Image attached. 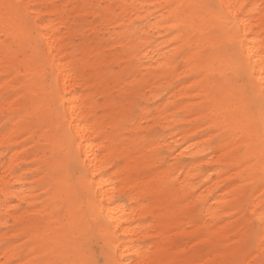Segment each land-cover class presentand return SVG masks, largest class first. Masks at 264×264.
<instances>
[{
	"label": "bare ground",
	"instance_id": "6f19581e",
	"mask_svg": "<svg viewBox=\"0 0 264 264\" xmlns=\"http://www.w3.org/2000/svg\"><path fill=\"white\" fill-rule=\"evenodd\" d=\"M103 1L98 15L115 20L121 28L118 33L127 36L130 68L151 72L155 83L180 73L200 74L198 101L170 111V101L183 93L168 92L159 111L162 127L186 122L170 132V143L180 154L201 159L178 168L183 178L176 188L171 184L175 176L168 181L161 172L138 184L136 169L128 164L134 153L122 154L116 147L119 119L108 114L104 123L81 86L90 64L79 65L73 51L66 49L59 28L62 6L55 0H41V7L40 0H0V125H5L0 158L7 153L6 161L0 162V226L5 228L0 232V264H91L81 247V239L90 233L101 239L107 264H212L202 255L179 256L168 246L174 234L170 229L194 225V215L199 214L194 227L208 232L198 242L204 246L210 242L207 238L226 232L231 216L244 207L259 226L248 238L242 228L236 229V236L252 245L228 264H255L250 261L264 256V0ZM4 4L21 7L6 12ZM235 76L242 77L240 84L234 82ZM160 95L157 90L153 97ZM177 109L180 115L175 114ZM31 130L37 136L32 133L29 141L34 143V154L48 150L52 158L45 165L52 171L60 149L65 162H77L76 185H66L60 177L44 188L40 205H34V187H26L24 178L12 173L20 156L25 158L26 144L17 141L18 134ZM213 138L215 155L208 157ZM148 145L153 152L154 144ZM117 155L123 157L120 167L113 163ZM199 161L213 165L200 172ZM228 167L238 182L225 184ZM193 177L207 183L198 189ZM240 181L246 189L254 185L243 206L236 203L244 192L238 188ZM14 182L22 185L19 190H11ZM177 189L172 196L171 190ZM11 196L25 197L29 208L13 210ZM146 216L152 217L151 223L141 221ZM8 235L11 239L6 242ZM150 236L154 240L144 242ZM19 237L26 239L24 250L14 240Z\"/></svg>",
	"mask_w": 264,
	"mask_h": 264
},
{
	"label": "rangeland",
	"instance_id": "374dc122",
	"mask_svg": "<svg viewBox=\"0 0 264 264\" xmlns=\"http://www.w3.org/2000/svg\"><path fill=\"white\" fill-rule=\"evenodd\" d=\"M19 2V1H17ZM55 3L62 6L63 9V20L59 24L60 31L63 33L66 42L67 51L72 50L75 55L76 62L80 65L82 61H85L89 67H86L87 76L85 77V83L81 82V86L88 92L91 100L95 103L94 111L100 116L104 123L107 120V115L110 114L113 117L116 116L119 119L120 125L118 127L117 139H120V143L117 144V149H122V154L133 152L134 154L130 157L128 164L133 165L130 168L136 169V179L138 184L144 183V178L155 175L158 172L165 173V180L171 181L172 177L176 180L171 181L174 188L178 186V182L183 178L180 170L200 160V156H190L186 154H180L178 149L173 143H170L171 131H178L181 126H187L185 121H178L176 124L168 127H162L160 124L162 121L161 113L159 110L162 109L161 98L168 92L170 93H183L181 96H177L173 101H170V111L173 110L174 106L182 105L187 102L198 101L199 95L202 94V84L199 82V73L184 74L180 73L178 76H170L168 79L162 80L160 83H155L150 79L151 72L138 71L134 67L130 68L133 62L132 57L129 56L127 49V36L120 32L121 28L117 25L115 20H106L100 18L98 13L100 12L99 7L104 4L103 0H91L89 3H83L79 0L73 2L67 0H55ZM42 3L40 0L39 7ZM85 48V49H84ZM83 51V52H82ZM176 60L180 65V57L177 56ZM234 82L240 84L242 77L235 76ZM160 90V96L153 97L154 92ZM176 115H180L181 112L175 110ZM4 126L0 125V133L4 130ZM33 133L34 138L36 134L31 130L30 132L19 133L17 141H23L25 145L24 152L25 158L20 159L18 163L12 168V173L20 174L24 181H26V187H34V205H40V202L44 199V188L48 185L54 184L60 177L64 178L66 185L75 184V172L77 169V162L72 161L71 163L65 162V153L61 149L58 151V155L54 153L56 159L59 160L57 165L52 171L46 164V160L52 158L51 153L48 150H44L43 153L36 152L34 154L33 142L31 140V134ZM199 134H203L202 131ZM31 137V138H30ZM30 138V139H29ZM135 141V144L133 143ZM42 142V140H41ZM154 144V151L152 152L149 147V143ZM215 145V139L210 140L209 147L206 152V156L214 157L215 151L213 147ZM134 146V149H133ZM133 149V150H132ZM243 147L237 151L241 153ZM155 153L153 158L148 162L145 161V157ZM7 153L3 152L0 158L2 164L6 161ZM123 157L117 155L113 163L120 167L123 164ZM141 163L140 165H138ZM199 171H208L212 163H205L199 161ZM1 164V165H2ZM0 165V168H1ZM180 168V170L178 169ZM230 175L229 179L226 180L225 184L238 182L237 176H234L231 167L227 168ZM51 170L50 173H47ZM168 170V171H167ZM139 177V178H138ZM32 182H31V181ZM191 181L196 185V188H201L202 185L206 184L207 181L200 182L199 178L193 177ZM238 188L244 190L239 196V200L236 203L243 206L252 195L253 186H249L246 189L244 187L245 182L240 181ZM21 184L16 182L10 185L11 190H19ZM222 187L215 188L213 194L218 193ZM166 190V187H163ZM167 191V190H166ZM172 196H176L179 189L171 190ZM180 195H178L179 197ZM2 198V196H0ZM81 197V194H78ZM209 196L206 197L205 201L209 200ZM188 202L192 198L187 197ZM31 200L30 198H28ZM10 204L14 207L13 210L19 212L29 208L27 199L16 198L11 196L8 198ZM185 197L182 199L184 202ZM141 202H148L146 199H142ZM6 219L9 218L7 214L3 215ZM224 219L221 217L214 223H219ZM152 217L146 216L141 218V221L152 222ZM231 225L226 228L227 231L216 235V237L207 238L210 241L207 245L202 246L198 244L208 234L206 230L195 231V225L199 224L200 215L196 214L193 218L194 225H180L173 227L170 232H174L171 241L168 246H171L178 252L181 257H195L205 256L208 260L214 261L216 264H228L236 260L241 252L251 247L252 243L248 240L246 243L243 240V236L247 238L255 232L258 228L259 223L248 214L244 207L239 215L231 216ZM11 229V223L7 226ZM242 228V229H241ZM225 229V230H226ZM236 229H241L244 235L242 237L236 236ZM5 228L0 226V232L4 231ZM150 233L154 232L150 230ZM238 237L236 240L228 239ZM243 238V239H242ZM11 238L5 236V241H9ZM152 236L147 237L144 242L148 243L152 240ZM20 243V249L24 250L23 237L14 238ZM82 243L81 246L84 253L88 255L91 264H107L104 257V248L102 246L101 239L90 233ZM154 240V239H153ZM152 240V241H153ZM151 241V242H152ZM223 250V251H221ZM227 251L223 255L224 251ZM222 252V254L217 253ZM251 258V257H250ZM259 258V259H257ZM252 259L250 262L256 261L255 264H264V256H259ZM201 262V261H196Z\"/></svg>",
	"mask_w": 264,
	"mask_h": 264
},
{
	"label": "snow or ice",
	"instance_id": "6c2138e0",
	"mask_svg": "<svg viewBox=\"0 0 264 264\" xmlns=\"http://www.w3.org/2000/svg\"><path fill=\"white\" fill-rule=\"evenodd\" d=\"M2 7L4 8V10L7 12L10 9H16L19 10L20 9V5H9V4H4L2 5ZM261 227H264V217H261Z\"/></svg>",
	"mask_w": 264,
	"mask_h": 264
}]
</instances>
